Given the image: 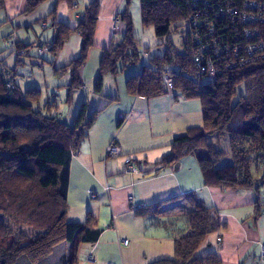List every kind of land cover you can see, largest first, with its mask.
<instances>
[{
	"label": "trees",
	"instance_id": "1",
	"mask_svg": "<svg viewBox=\"0 0 264 264\" xmlns=\"http://www.w3.org/2000/svg\"><path fill=\"white\" fill-rule=\"evenodd\" d=\"M6 1L0 0V11ZM44 1L28 0L27 13H34ZM139 1L143 30L169 26L173 30L157 46L160 53L147 59L149 50L141 51L128 2L123 15L126 34L104 52L94 92L102 94L106 77H117L127 66L142 65L141 73L126 82L130 96L152 99L171 92L174 97L198 100L203 126L175 138L170 153L157 165L172 167L194 157L206 186L255 194L249 219L256 223L264 213V0ZM58 2L73 7L76 0ZM99 11L100 0H94L76 28L52 23L56 35L48 51L54 60L72 35L82 39L78 59L61 70L50 63L56 76H71L68 104L80 89L79 72L95 48ZM247 18L255 21L247 22ZM174 34L183 36V52L172 42ZM22 52L17 44L16 53ZM200 64L206 66L205 72ZM21 65L18 59L10 70L0 59V264H80L82 245L96 244L102 232L91 213L85 223L68 221L70 167L104 109L89 114L84 104L74 123L67 124L52 113L55 103L49 100L41 105L39 88L23 90L18 85ZM164 77L173 80L171 87H166ZM241 86L245 91L239 96ZM122 124L119 121L118 127ZM210 137L217 141L211 143ZM226 138L229 149L222 151L220 140ZM261 166L262 175L256 179L254 169L259 173ZM22 167L30 174L21 172ZM185 201L194 207L187 216L189 233L175 240L173 260L154 264H222L214 255L197 259L195 254L209 235L225 225L215 209L205 207L194 195ZM136 214L144 219L158 216L161 204L140 208ZM64 243L70 244L69 254L51 261L54 249Z\"/></svg>",
	"mask_w": 264,
	"mask_h": 264
},
{
	"label": "crops",
	"instance_id": "2",
	"mask_svg": "<svg viewBox=\"0 0 264 264\" xmlns=\"http://www.w3.org/2000/svg\"><path fill=\"white\" fill-rule=\"evenodd\" d=\"M93 1L76 0L77 6L72 7L67 2L45 0L34 13L28 14V0H7L4 10L0 11V59L10 70L16 67L18 59L23 66L31 60L33 66L42 63L53 69L50 63L54 62L56 70L65 68L81 55L82 39L78 34L69 38L55 60L49 51L43 55H35L33 51L41 44L51 46L56 35L51 28L53 22L76 28ZM127 7L134 28L137 24L142 27L139 0H100L95 48L79 72L81 88L89 85L94 89L104 52L125 36L127 21L123 15ZM116 17L121 22L114 30ZM43 24H47V28H43ZM156 33L163 38L168 30L157 29ZM12 38L16 40L13 48L9 46ZM17 44L23 48L21 55L16 53ZM112 80V77L105 78L102 94L94 100V107L86 100L82 105L87 104L89 114L96 109L105 112L114 105H123L122 109L114 111L118 122L123 124L104 136H101L103 131L100 132L101 138L98 136L93 141L91 135L99 122L97 119L70 167L68 221L85 223L91 213L97 221L96 229L102 232L96 244L82 245L80 264H154L173 260L175 240L189 233L187 216L194 207L186 203L185 197L190 195L197 197L205 207L215 209L225 225L206 238L195 254L197 259L214 255L222 264H264V213L256 223L249 219L254 212L253 192L206 186L194 157H186L172 167L157 165L170 153L175 138L188 129L203 126L200 102L171 94L152 99L133 97L127 93L126 84L124 93L120 90L117 93ZM17 83L21 85L18 80ZM108 98H118V101L110 103ZM121 116L128 119L123 121ZM114 142L122 147L123 159H106L107 148ZM128 164L141 167L143 174H125ZM259 171L256 179L262 175L263 170ZM87 184H90L88 191ZM157 204H161L160 215L145 219L137 216L138 209ZM75 209L77 213H73ZM121 240L129 241V246L121 244ZM69 252L70 244H61L50 259L58 261ZM91 254L95 262L88 261Z\"/></svg>",
	"mask_w": 264,
	"mask_h": 264
},
{
	"label": "rangeland",
	"instance_id": "3",
	"mask_svg": "<svg viewBox=\"0 0 264 264\" xmlns=\"http://www.w3.org/2000/svg\"><path fill=\"white\" fill-rule=\"evenodd\" d=\"M156 30L157 29L155 28H148V29L143 30L139 24H137L134 28V35L139 40L141 51L145 45L147 49L149 50L147 59L152 57L154 54L160 53L158 51L157 46L162 42V38H161V35L156 33ZM167 30L169 32L173 30V27L169 26L167 27ZM172 42L178 48L179 52H183V36L181 34H174L172 36ZM33 53L37 55L39 53V49L38 48L34 49ZM30 61H28L25 66L21 65L17 68V72L21 75V77L19 76L17 79L19 84H21L20 86L22 87L23 90L29 87H34V86L39 87L42 92L41 105L47 104L49 100H50V103L52 104L55 103L52 113L58 115L64 122H66L69 125H72L74 123L79 113V110L81 108V105L84 103L85 100L93 103L91 107H94V104L96 103L94 102V100H96L99 94L96 95V93L94 92L93 86H89V85L85 86L86 88L85 87L84 88L86 91H82V92L80 91V89H82L81 87L80 89L75 90L73 93L74 101L72 104H68L67 96H68L69 88L66 86L70 85L71 77L69 75L68 76L61 75V76L55 77L54 69H52L49 65L40 63L38 64V66H33L34 64H31ZM32 62L39 63L37 61H32ZM147 63L149 64V61H147ZM89 71L91 74L93 71V68L88 70V72ZM141 71H142V65H139L136 67L127 66L126 69L122 73H120L117 77H112L113 79L111 81L112 87L117 89V93L119 90L121 91V93H124L125 84H126L127 79H129L130 77L136 74H140ZM55 88H57V90ZM238 91H239V96L243 95V92L245 91V87L241 86L238 89ZM123 107H124L123 105L122 107L121 106L119 107V105H114L113 107H110L111 109H108L105 112H103L101 114V118H99L100 116L98 117L99 122L97 123L96 127L92 130L93 132L91 135V140L95 141L97 137L99 136L100 132L102 131L103 132L101 136H104L107 132H110V130L115 132L118 129L117 128L118 118H117V114L115 115L114 111L115 110L118 111L122 109ZM95 108H97V106H95ZM197 115L199 114L197 113ZM101 136H99L98 139H100ZM209 141L211 143H215L217 141V137H210ZM219 149L222 151H227L229 149V141L227 138L220 140ZM120 159H123V158H120ZM261 169H263V166H261ZM255 170L256 169H254V176L257 177L258 173ZM21 172L29 173L30 171H27L25 167H22ZM89 185L90 184H87L85 186L86 191L90 189ZM83 192H85V190H83ZM73 213H77V210L76 209L73 210ZM23 230L27 234H32V230L29 228H24Z\"/></svg>",
	"mask_w": 264,
	"mask_h": 264
},
{
	"label": "built area",
	"instance_id": "4",
	"mask_svg": "<svg viewBox=\"0 0 264 264\" xmlns=\"http://www.w3.org/2000/svg\"><path fill=\"white\" fill-rule=\"evenodd\" d=\"M76 6H77V3H74V7H76ZM249 7H254V6L253 5H249ZM253 21H255L254 18H247V22H253ZM120 22H121V19L119 17H116L114 19V30L117 29V27L120 24ZM42 26H43V28H47V24H43ZM15 41H16L15 38H12L10 40L9 46L11 48H13L15 46ZM47 51H48V47L46 45H44V44H41L40 47H39V54L43 55ZM199 66L202 67V72L206 71V69H205L206 66L205 65L200 64ZM211 72H212V74H215L214 70H212ZM163 81H164V84L166 85V87H171V85L173 83V80L168 78V77H164ZM82 91H85L84 87H82ZM169 94L172 95L171 92ZM121 119L123 121H126L128 118H127V116H121ZM121 157H122V147L119 144L115 143V142L112 143L107 148L106 159H119ZM124 173L127 174V175H142L143 174V170L139 166H136V165H133V164H128L124 168ZM106 190H109V188L107 187ZM120 243L123 244L124 246H129V241H127V240H121ZM262 256L264 257V250L262 252ZM88 261L89 262H95V258H94L93 254H91L88 257Z\"/></svg>",
	"mask_w": 264,
	"mask_h": 264
}]
</instances>
